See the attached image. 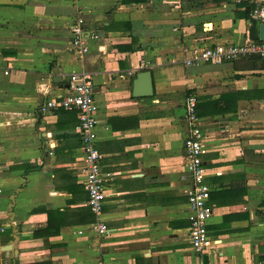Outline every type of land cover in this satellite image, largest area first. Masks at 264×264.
<instances>
[{"label":"crops","instance_id":"1","mask_svg":"<svg viewBox=\"0 0 264 264\" xmlns=\"http://www.w3.org/2000/svg\"><path fill=\"white\" fill-rule=\"evenodd\" d=\"M186 1L200 8L183 11V0H0V264H264V70L186 62L194 48L245 43L250 7ZM79 17L84 56L72 47ZM148 71L154 95L136 98L134 81ZM83 73L99 107L105 236L89 230L77 114L40 112ZM228 93L238 94L234 112L201 117L215 245L200 254L189 238L184 104L191 94L204 103ZM28 164L36 169L26 172ZM14 235L12 252L3 251Z\"/></svg>","mask_w":264,"mask_h":264},{"label":"built area","instance_id":"2","mask_svg":"<svg viewBox=\"0 0 264 264\" xmlns=\"http://www.w3.org/2000/svg\"><path fill=\"white\" fill-rule=\"evenodd\" d=\"M234 1L250 7V19L257 29L264 24V0ZM85 24V20L79 17L71 27L73 50L82 56L88 53ZM91 37L99 38L97 33ZM246 57L264 59V42L260 40V37L259 40L250 37L242 45L229 44L194 48L192 57L186 62L190 67H197L202 64L221 65L236 62ZM127 74L133 76L132 72ZM124 77L121 76V78ZM50 94L47 90V95ZM198 103V97L194 94L189 95L185 100V119L189 126V136L184 144V155L186 169L193 182V188L187 191L188 205L191 210L190 243L196 253L204 254L215 245V241L210 237L208 229L212 216V209L209 205L211 189L204 183L205 170L202 166L204 145L202 120L197 116ZM58 110L77 114L81 149L84 153L82 173L85 176L84 186L88 194L87 206L96 216V222L89 226V230L105 236L109 230L100 218L106 199V180L101 167V154L96 147L99 107L95 98L93 78L90 74L71 75L67 93L47 99L40 108L42 114ZM182 179L187 180V176H183Z\"/></svg>","mask_w":264,"mask_h":264},{"label":"trees","instance_id":"3","mask_svg":"<svg viewBox=\"0 0 264 264\" xmlns=\"http://www.w3.org/2000/svg\"><path fill=\"white\" fill-rule=\"evenodd\" d=\"M198 8H200L198 5H192L190 1L183 0V5H182L183 11H188V10H193V9H198ZM247 16L250 17L249 15ZM256 29H257L256 25L252 24L251 38L259 40V37L256 34ZM237 62H242V64L239 67L244 68V70H264V59H261L258 57H246V58H243L241 61H237ZM237 62H234L235 69L238 68L237 67L238 65L236 64ZM236 95L238 94L228 93V94L222 95L221 98L215 102H204V103L199 102L197 106V116L201 118L202 116H206V115L214 116V115L227 114L229 112H234V107H232V104H235L237 101V99H235V97H237ZM208 107L211 108L212 110H210L207 113L206 111L207 109H209ZM11 169H16V167H12ZM24 169L26 172H30L32 170H35L36 168L28 164L24 166ZM88 214L90 215L88 218V221L91 220L92 223H95L96 216L92 213L89 207H88ZM49 215L50 217L53 216L50 213ZM45 234L51 235L52 233L47 232ZM37 264H47V263H37Z\"/></svg>","mask_w":264,"mask_h":264},{"label":"water","instance_id":"4","mask_svg":"<svg viewBox=\"0 0 264 264\" xmlns=\"http://www.w3.org/2000/svg\"><path fill=\"white\" fill-rule=\"evenodd\" d=\"M260 40L264 42V24L260 27ZM134 97L136 98H151L154 95V84H153V76L150 71L140 73L136 80L134 81ZM17 193H15L11 197V205L10 210L14 208ZM18 242V236L14 235L13 241L5 247L3 251L12 252L13 247H15Z\"/></svg>","mask_w":264,"mask_h":264}]
</instances>
